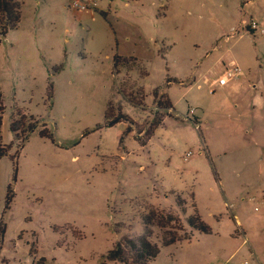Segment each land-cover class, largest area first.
I'll return each instance as SVG.
<instances>
[{
    "label": "rangeland",
    "instance_id": "rangeland-1",
    "mask_svg": "<svg viewBox=\"0 0 264 264\" xmlns=\"http://www.w3.org/2000/svg\"><path fill=\"white\" fill-rule=\"evenodd\" d=\"M20 1L0 42L3 142L19 149L22 116L38 129L0 160V264H120L108 253L145 234L151 208L212 232L164 246L154 226L150 264H264V0Z\"/></svg>",
    "mask_w": 264,
    "mask_h": 264
},
{
    "label": "trees",
    "instance_id": "trees-1",
    "mask_svg": "<svg viewBox=\"0 0 264 264\" xmlns=\"http://www.w3.org/2000/svg\"><path fill=\"white\" fill-rule=\"evenodd\" d=\"M21 19L22 3L20 0H0V42L2 41V39L6 38L11 31L16 30L19 27ZM120 61V57L115 58V67H118ZM170 82L171 81H169V83ZM153 96L155 98V104L158 109L162 111L168 109L175 111L172 100L168 93L162 92L160 89H156L153 92ZM131 98L132 103H134L136 106H141V103H137L138 101L134 100V96H131ZM111 112L109 113L111 119L107 123V125L112 126L121 120H125L126 122H128L127 118H125V115H123L122 113H120L118 117H116V115L112 114ZM4 113V96L0 90V160L7 156H10L13 161H16L19 157L20 151L24 147V143L28 139L29 135L38 129V125L30 124L29 126H27L25 120L26 117L24 116L20 117V119L17 118V121L13 120L11 129L15 135L16 141L20 142V145L15 154L12 155L11 150L13 149V145H7L3 142L2 124ZM163 123V119H155V121L147 129L150 133V136L147 140L142 141L141 139L140 144L146 146L148 144V141L153 137L156 129ZM45 127L46 126L44 125V129L40 132L41 137L55 141L54 134ZM130 132L132 131H130V129L128 128V133ZM186 204V200H184L183 198L179 199L178 196L179 209L185 210ZM178 215L174 214L173 212H165L162 209L154 210V208H151L149 213L146 214L143 219V223L146 229L145 234L140 236L137 240L126 238L117 242L115 248L108 253L106 257L107 261L119 262L120 264H150V262L156 259L160 253V247L151 239L153 234L152 228L154 226H157L160 229L166 231L162 237V244L164 246H169L185 240H190L194 236L195 232L201 234H211V227L202 220L198 213H194V215L188 218L186 224V227L189 229L188 232L186 231V229H184L181 218ZM174 231H184L185 234L183 237H179L177 234L173 233ZM39 264H45L44 260H42Z\"/></svg>",
    "mask_w": 264,
    "mask_h": 264
},
{
    "label": "built area",
    "instance_id": "built-area-1",
    "mask_svg": "<svg viewBox=\"0 0 264 264\" xmlns=\"http://www.w3.org/2000/svg\"><path fill=\"white\" fill-rule=\"evenodd\" d=\"M71 5L77 11H97L99 9L98 0H73ZM250 27L254 31L259 28V25L256 20L253 19L250 23ZM241 72L242 70L239 66L232 64L227 67L224 75L219 78L217 83L220 86L227 85L230 81L236 80L241 75ZM191 113H194V110H191ZM192 155V152L187 153L185 160H188Z\"/></svg>",
    "mask_w": 264,
    "mask_h": 264
}]
</instances>
